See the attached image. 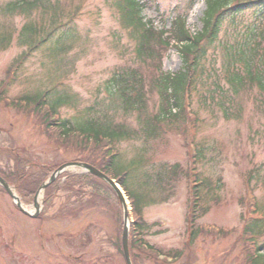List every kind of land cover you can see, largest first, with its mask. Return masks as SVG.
Segmentation results:
<instances>
[{
    "label": "rangeland",
    "instance_id": "rangeland-1",
    "mask_svg": "<svg viewBox=\"0 0 264 264\" xmlns=\"http://www.w3.org/2000/svg\"><path fill=\"white\" fill-rule=\"evenodd\" d=\"M14 1L0 0V6ZM59 1L65 6L64 15L79 9L75 20L78 40L65 60L68 75L64 70L58 72L52 67L44 50L34 52L22 70L16 73V80L4 86L5 99L13 102L57 86L58 90L49 95V101L54 99L56 92L69 94L72 98L71 103L59 109L64 119H81L84 109L93 107L99 114L109 110V116L117 122L123 121L130 128H137L132 116H124L122 112L114 114L112 100L106 91L107 82L116 68L137 66L133 53L135 44L128 32L121 28L112 0ZM146 1L148 7L144 16L156 28L169 29L178 14H186L190 33L201 32L206 0H195L194 7L191 0ZM26 22L24 16L10 17L0 13V26L5 30L13 28L10 44L0 47V85L29 48L19 39ZM45 22L49 27L50 21L46 19ZM234 36L235 32L228 24L221 40L224 44L232 42ZM223 48L212 50L208 55L205 64L211 75L222 68ZM162 66L166 73L179 72L183 61L178 51L169 49ZM198 88V94L196 91L192 94L191 109L200 116L197 143L201 145L199 149H205L206 158L199 162L196 170L216 187L215 196L208 197L204 205L209 212L198 221V225L216 226L228 233L215 238L200 234L192 245L189 244L190 188L185 179L165 182L160 193L150 191L149 197L160 202L143 207L144 221L150 225L145 240L162 251L164 256L158 260L145 257L140 264H246L245 243L247 239L250 245L252 237L245 235V226L256 222L254 216L264 217V106L261 104L264 96L257 88L247 91L240 99L242 118L225 120L219 112H213L212 107H203L200 99L207 87L199 82ZM151 97L150 111H157L159 97L157 94ZM3 103L0 104L1 170L9 172L13 169V153L29 162L48 166L81 158L71 149L50 140L37 124L35 116L20 113L17 108ZM163 129L159 138L147 143L143 140L123 142L121 150L127 158L124 163L130 164V159L139 156L145 159V172H159L161 166L175 164L187 169L190 161L182 124L166 125ZM196 150L198 152L197 147ZM81 172L71 169L65 176L84 175ZM67 178L61 180L57 196L44 203L39 215L41 219L24 216L16 209L10 196L0 192V264H126L117 248L120 211L116 201L97 184L86 185L82 196L77 191L78 187L62 190ZM245 197L254 206L252 209ZM256 205L258 211L252 215ZM263 217L257 222L264 223ZM254 231L253 237H256L261 247L260 254L264 257V226ZM180 252L182 256L176 259ZM260 264H264V259Z\"/></svg>",
    "mask_w": 264,
    "mask_h": 264
},
{
    "label": "trees",
    "instance_id": "trees-1",
    "mask_svg": "<svg viewBox=\"0 0 264 264\" xmlns=\"http://www.w3.org/2000/svg\"><path fill=\"white\" fill-rule=\"evenodd\" d=\"M191 4L194 7L195 0H191ZM112 5L118 14L121 28L128 32L135 44L133 53L137 66L116 68L107 82L106 91L112 103H115H111L114 114L122 112L124 116H132L137 128H130V125L123 121L117 122L113 116H109V110L99 114L93 107L84 109L82 118L76 121L61 119L59 109L71 103L72 98L69 94L62 95L58 92L52 101L46 100V96L41 94L25 95L19 98L25 107L16 108L20 113L35 116L37 124L41 125L50 140L81 155L75 162L96 167L120 185L132 209L133 222L129 241L131 259L133 264H140L145 257L158 260L161 255L164 256L162 251L153 248L145 240L150 225L144 221L143 207L149 203L160 202L153 200L149 195L151 192L160 193L165 182L185 179L190 188L187 216L189 244L192 245L200 234L215 238L226 236L228 231L213 226L195 227L209 212V208L204 205L207 204L208 197L215 196L216 187L213 182L202 178L201 174L196 180L190 165L187 169L181 164L164 165L159 172H145V159L139 156L130 159V164L124 163L127 158L121 150V145L131 140H143L147 143L159 138L164 126L179 123L183 126L187 147L189 134L193 131L196 136L199 134L200 116L195 112V121L188 118L186 99L188 95L192 97L194 91L198 94L199 82L207 87L206 92L202 94L204 97L200 99L203 107H212V111L219 112L225 120L242 118L243 106L240 99L247 91L257 88L264 96V0H207L201 19L202 30L196 36L189 34L186 14H178L169 29H158L144 16L148 7L146 0H112ZM64 9L65 6L59 0H16L0 6L3 16H24L27 20L20 31L19 39L29 48L16 61L15 66L24 65L34 52L44 50L45 57L52 67L58 72L64 70L68 75L69 69L65 60L78 40L75 20L79 9H72L74 11L67 15L63 14ZM46 19L50 21L49 27L45 26ZM228 24L235 36L232 42L224 44L221 37ZM11 31L13 28L5 30L0 26V47L10 44ZM172 48L178 51L183 61V68L175 74L164 72L162 66L167 52ZM217 48H223V63L220 71H214L213 76L206 70L205 62L210 51ZM211 77H214L212 81L209 80ZM5 84L4 81L0 85V92ZM53 90L57 91L58 87L55 86ZM152 94L158 95L159 106L157 111L151 112L149 101L152 100ZM261 102L264 106V100ZM258 106L260 107L259 104ZM199 146L201 145L197 143V160L201 162L206 155L205 149H199ZM188 155L190 161L189 151ZM13 158V169L9 172L0 169V175L15 186L21 197L29 202L49 175L60 166L29 162L15 153ZM61 180L62 178H59L46 190V201L57 196ZM95 184L113 197L120 211L117 248L123 255V212L112 188L102 180L84 174L69 176L61 189L72 190L78 187L77 191L82 196L86 185ZM0 192L5 193L1 187ZM243 200L245 203V198ZM263 226L262 222H254L246 229L256 233L254 230H261ZM259 250L260 248L257 249ZM245 253L248 255L247 259L254 256V253H249L247 249ZM181 256L182 253L178 254L176 259Z\"/></svg>",
    "mask_w": 264,
    "mask_h": 264
},
{
    "label": "water",
    "instance_id": "water-1",
    "mask_svg": "<svg viewBox=\"0 0 264 264\" xmlns=\"http://www.w3.org/2000/svg\"><path fill=\"white\" fill-rule=\"evenodd\" d=\"M70 168H80L82 169L85 173L91 174L101 180H103L104 182H106L116 193L117 197L119 198L122 208H123V216H124V230H123V238H122V244H123V251H124V255H125V260L127 264H132L131 262V258H130V253H129V246H128V238H129V232H130V225H129V214H128V210L127 207L124 203V196L122 191L120 190L119 186L112 180H110L107 176H105L103 173H101L99 170H97L96 168H94L93 166H90L88 164H81V163H68L65 164L63 166H61L58 170H56L53 175L49 178V180H47V182H45L37 196L35 197L34 200V207H35V214H30L28 213L22 203L20 198H18L12 191L10 185L4 181L1 177H0V186L11 196V198L13 199V202L15 204V206L25 215L29 216V217H33L36 218L38 217V215L41 212V206L38 205L37 203V199H38V195L41 192H44V190L51 185L55 179L61 175L62 173L66 172L68 169Z\"/></svg>",
    "mask_w": 264,
    "mask_h": 264
},
{
    "label": "bare ground",
    "instance_id": "bare-ground-1",
    "mask_svg": "<svg viewBox=\"0 0 264 264\" xmlns=\"http://www.w3.org/2000/svg\"><path fill=\"white\" fill-rule=\"evenodd\" d=\"M115 193V192H114ZM116 194V193H115ZM124 196V195H123ZM43 200V192H41L40 193V195L38 196V199H37V203H38V205L41 203V201ZM124 203H125V205L128 207V200L125 198V196H124ZM129 209H130V207H129ZM128 209V210H129Z\"/></svg>",
    "mask_w": 264,
    "mask_h": 264
}]
</instances>
